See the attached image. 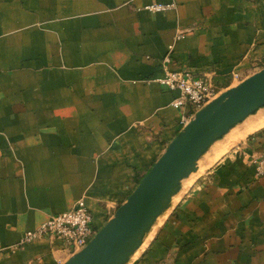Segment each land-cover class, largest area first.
Wrapping results in <instances>:
<instances>
[{
    "label": "crops",
    "instance_id": "1",
    "mask_svg": "<svg viewBox=\"0 0 264 264\" xmlns=\"http://www.w3.org/2000/svg\"><path fill=\"white\" fill-rule=\"evenodd\" d=\"M168 52L234 86L264 67V0H0V264L64 262L59 238L16 243L79 198L100 228L162 153L181 128ZM262 152L263 125L183 179L128 264H264Z\"/></svg>",
    "mask_w": 264,
    "mask_h": 264
},
{
    "label": "water",
    "instance_id": "2",
    "mask_svg": "<svg viewBox=\"0 0 264 264\" xmlns=\"http://www.w3.org/2000/svg\"><path fill=\"white\" fill-rule=\"evenodd\" d=\"M262 107L264 67L197 110L87 244L61 264H128L210 146Z\"/></svg>",
    "mask_w": 264,
    "mask_h": 264
},
{
    "label": "built area",
    "instance_id": "3",
    "mask_svg": "<svg viewBox=\"0 0 264 264\" xmlns=\"http://www.w3.org/2000/svg\"><path fill=\"white\" fill-rule=\"evenodd\" d=\"M150 11H164L173 7L172 3H152L146 6ZM184 30L176 33L175 39L183 36ZM171 47V46H170ZM169 52L162 59L163 75L157 79L169 90L177 92L171 105L181 111V127L203 105L216 97L222 90L209 76H198L188 70L167 68ZM248 162L255 167L256 174L264 175V152L252 155ZM97 229L92 225V215L82 198L64 212L50 214L41 224L23 232L16 245L21 246L40 238H59L66 250L72 254L90 240Z\"/></svg>",
    "mask_w": 264,
    "mask_h": 264
},
{
    "label": "rangeland",
    "instance_id": "4",
    "mask_svg": "<svg viewBox=\"0 0 264 264\" xmlns=\"http://www.w3.org/2000/svg\"><path fill=\"white\" fill-rule=\"evenodd\" d=\"M264 117V107L259 108L255 113L247 116L243 121H241L240 123L236 124L233 128H231L224 136H222L219 140H217L212 146H210V148L206 151V153L201 157L200 160V167L201 170L203 171L207 166H209L210 164H212L214 161H216L220 156H222L224 153H226L228 150L234 148L237 144H239L249 133H247L246 135H244L242 138H240L239 140H237L236 142L232 143L231 145H229V147L226 150H223L222 152H220V154L217 155V152L222 149L225 146V143L228 139L229 135H232L233 133H235L237 131L238 128L242 127V125H244L246 122H248V120L250 119H254V118H263ZM264 126V124H263ZM262 127V126H260ZM259 129V128H258ZM256 129V130H258ZM255 131V130H253ZM251 131V132H253ZM216 156V159H214V157ZM206 162V165H205ZM200 170V173H201ZM198 173V172H197ZM193 174L194 176H197L198 174ZM192 177V178H193ZM191 178V179H192ZM195 178V177H194ZM193 178V179H194ZM192 179V181H193ZM191 181V180H190ZM189 183V181H187ZM185 183L186 185L188 183ZM185 184L184 187L185 188ZM182 194V193H181ZM180 194V195H181Z\"/></svg>",
    "mask_w": 264,
    "mask_h": 264
},
{
    "label": "bare ground",
    "instance_id": "5",
    "mask_svg": "<svg viewBox=\"0 0 264 264\" xmlns=\"http://www.w3.org/2000/svg\"><path fill=\"white\" fill-rule=\"evenodd\" d=\"M263 124H264V117L263 118H254V119L248 120V122H246L244 125H242V127H240L238 129V131L235 134H233L232 137H230V139L227 141V144H225V146H228V145L236 142L244 134L259 128Z\"/></svg>",
    "mask_w": 264,
    "mask_h": 264
},
{
    "label": "trees",
    "instance_id": "6",
    "mask_svg": "<svg viewBox=\"0 0 264 264\" xmlns=\"http://www.w3.org/2000/svg\"><path fill=\"white\" fill-rule=\"evenodd\" d=\"M140 179H141V178H140ZM140 179H138L137 182H138Z\"/></svg>",
    "mask_w": 264,
    "mask_h": 264
}]
</instances>
